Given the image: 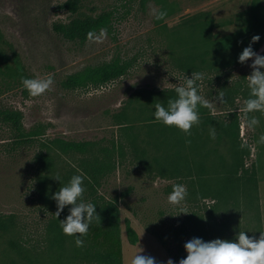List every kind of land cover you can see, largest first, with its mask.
I'll use <instances>...</instances> for the list:
<instances>
[{
	"label": "rangeland",
	"instance_id": "obj_1",
	"mask_svg": "<svg viewBox=\"0 0 264 264\" xmlns=\"http://www.w3.org/2000/svg\"><path fill=\"white\" fill-rule=\"evenodd\" d=\"M64 1L0 0V108L21 111L27 129L42 127L34 143H15L13 125L0 118V264H85L75 255L77 237L63 233L45 198L65 185L64 175L81 158L52 149L55 169H43L40 157L55 137L91 140L94 153L110 149L111 170L100 192L120 196L123 264L141 249L157 264L169 258L178 264L187 256L184 244L201 234L207 242H235L239 231L259 239L264 232V143L259 142L264 114L250 113L260 123L246 127L242 109L253 61L230 62L254 35L260 40L251 46L264 55V18L259 29L247 24L255 0H156L146 9L141 0H84L75 14L61 7ZM153 9L167 16L157 20ZM104 11L113 19L102 43L68 40L54 30L56 22ZM117 57L131 63L121 77L64 86L71 73ZM192 72L204 73L198 94L213 102L214 110L198 105L200 124L189 138L179 129L162 128L147 99L173 98ZM48 75L54 83L40 96L22 86L21 77ZM139 89L164 93L135 98ZM221 91L224 103L216 101ZM124 111L127 124L117 118ZM234 112L240 120L236 142L218 124L206 122L211 114L228 122ZM177 133L191 145L184 140L186 145L178 146ZM237 150L248 168L243 175L229 172ZM57 175L61 181L53 178ZM174 184L187 189L180 206L168 203ZM126 217L137 230L136 243L129 240Z\"/></svg>",
	"mask_w": 264,
	"mask_h": 264
},
{
	"label": "trees",
	"instance_id": "obj_2",
	"mask_svg": "<svg viewBox=\"0 0 264 264\" xmlns=\"http://www.w3.org/2000/svg\"><path fill=\"white\" fill-rule=\"evenodd\" d=\"M84 0H66L62 3L61 7L67 9L69 12L75 14L81 8ZM156 0H141L142 6L146 9L148 5ZM252 13L249 18L248 25H251L252 30L259 29L262 26L264 18V0H255L252 4ZM113 13L111 11H104L97 16L93 15H77L71 18L67 22L54 23V30L61 34L68 40L86 41L87 34L90 31L99 33V30L106 28L112 23ZM247 46H243L242 50L237 53L230 62H238V57L242 53L243 49ZM131 66L130 61L117 57L111 61L103 62L98 65H90L82 70L71 73L64 81V86L67 88H76L79 86H87L90 84H103L118 77H121L129 70ZM163 91L154 92L148 89H139L133 96L135 98L149 97L159 94L163 95ZM173 98L175 95H171ZM140 100V99H130ZM129 100V101H130ZM152 103L160 101L165 107H167L168 96L162 97V99H147ZM22 112L16 109L0 108V118L3 121L9 122L15 129V143H34L42 130L41 126L27 129L22 123ZM127 112H120L117 114V118L121 124H127ZM126 119V121H124ZM125 122V123H124ZM206 122L218 124L224 133H226L233 141H238L240 136V120L238 114L234 112L230 121L220 119L215 114H211L207 117ZM178 129L176 127L163 126L162 128ZM179 136L176 138V144L178 146H185V136L177 133ZM190 138V137H189ZM205 142L204 140L202 141ZM191 145V144H190ZM94 142L91 140H69L62 137H55L46 143L47 151L43 152L40 157L41 166L43 169L49 172L55 169V160L52 153V149L56 151H62L67 154H80L81 158L78 165L70 168L66 175L63 177L65 185L70 178L74 175H82L84 177L83 187L85 192L83 194L84 202H91L96 205V212L101 218L99 221H93L89 227L88 233L84 237H80L84 240V247H76L75 255L80 258L85 264H123V246L121 237V209L119 205L118 195L110 198L100 192V186L103 178L111 170L110 161V149L102 147L98 153L92 152ZM200 146V145H199ZM194 147H198L195 145ZM243 153L240 151L235 152V157L232 162V168L230 173L234 172L239 175H243L244 172H248V168L244 166ZM245 167V168H244ZM254 176V170L251 171L249 179ZM47 190L46 186H43ZM52 196L45 195L46 202L49 204L50 209L53 212L57 211L56 201L51 198ZM71 205L65 206L60 216L56 218V221L67 217ZM126 231L129 240L132 243L138 241V233L136 228L132 225L131 219L126 217ZM197 238L206 239L204 235H199Z\"/></svg>",
	"mask_w": 264,
	"mask_h": 264
},
{
	"label": "clouds",
	"instance_id": "obj_3",
	"mask_svg": "<svg viewBox=\"0 0 264 264\" xmlns=\"http://www.w3.org/2000/svg\"><path fill=\"white\" fill-rule=\"evenodd\" d=\"M152 14L157 20H163L167 16L165 10L153 9ZM106 37V28L100 29L99 33L90 31L87 34V39L95 43H102ZM259 40V35H254L249 46L245 47L238 57V62L241 64H245L249 60L253 61L249 65L252 69L251 74L246 76L249 98L244 101L242 109L245 125L250 129L258 126L260 121L255 115L249 116V114L255 112L264 114V71H262L264 55L255 52L251 46ZM203 79L204 73L202 72H192L191 78L185 75L184 82L175 88L176 97L168 99L167 107L160 102L154 104L155 121L161 122L165 126L176 127L186 137H190L192 127L200 124L198 105L214 110V103L198 94L197 82ZM21 83L31 96L36 97L50 90L54 79L51 75L44 78L21 77ZM216 101L225 102L223 91L217 94ZM210 136L215 139V127L210 128ZM259 142L264 143V135L260 136ZM185 143L190 145L191 140L186 138ZM243 146L241 145V147ZM53 178L61 181L58 175ZM83 182L82 175H74L51 197L57 204V211L54 213L56 218L60 216L65 206L71 205L70 214L66 219L59 221L65 235L77 237L75 239L77 247H84V240L80 237L87 235L92 222L99 221L101 223V218L96 212V205L83 200L85 192ZM187 194L186 186L174 184L167 198L168 203L180 206ZM180 213L188 214L183 209ZM184 248L187 256L180 259L178 264H264V232H260L259 239H257L255 236L249 237L245 231H239L235 242L227 239H214L205 242L201 238H192L184 244ZM142 251L141 249L132 257L130 264H157L154 257L140 254ZM166 264H174V261L169 258Z\"/></svg>",
	"mask_w": 264,
	"mask_h": 264
}]
</instances>
